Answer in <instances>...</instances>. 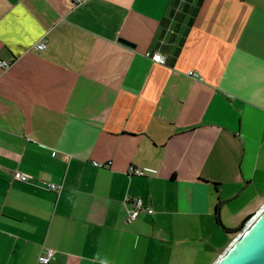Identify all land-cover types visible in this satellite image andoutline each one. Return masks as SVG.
<instances>
[{"label":"crops","instance_id":"0c3cea01","mask_svg":"<svg viewBox=\"0 0 264 264\" xmlns=\"http://www.w3.org/2000/svg\"><path fill=\"white\" fill-rule=\"evenodd\" d=\"M0 61V264H213L264 204V0H0Z\"/></svg>","mask_w":264,"mask_h":264},{"label":"water","instance_id":"95a60500","mask_svg":"<svg viewBox=\"0 0 264 264\" xmlns=\"http://www.w3.org/2000/svg\"><path fill=\"white\" fill-rule=\"evenodd\" d=\"M118 40L134 46L126 39ZM213 264H264V204L246 217L240 232Z\"/></svg>","mask_w":264,"mask_h":264},{"label":"built area","instance_id":"2783aa9c","mask_svg":"<svg viewBox=\"0 0 264 264\" xmlns=\"http://www.w3.org/2000/svg\"><path fill=\"white\" fill-rule=\"evenodd\" d=\"M70 1L73 6H76L82 0H70ZM44 47H45L44 41H40L36 43L35 45H33V48L38 49V50H42L44 49ZM145 56L149 57L152 61L156 63H160V64L164 63V57L159 51H147L145 53ZM8 66H9V62L0 61V67L6 68ZM188 75H190L191 77L195 79L199 78V75L193 71H188ZM128 173L141 176L145 174V171L143 169L135 167L134 165H130L128 167ZM13 177L15 180L22 181L25 183L31 182V177L28 174L21 173L18 171H15L13 173ZM36 186L39 188L54 191V192H58L60 189V185H57L55 183L48 182V181H42L41 184L36 185ZM123 206L125 209V219L124 220L127 222H130L136 219L138 214L145 209L142 205L141 200L137 197L124 199ZM53 252L54 251L51 248H44L42 253L38 256V262L42 264H48L53 255Z\"/></svg>","mask_w":264,"mask_h":264},{"label":"trees","instance_id":"16d2710c","mask_svg":"<svg viewBox=\"0 0 264 264\" xmlns=\"http://www.w3.org/2000/svg\"><path fill=\"white\" fill-rule=\"evenodd\" d=\"M240 230H241V229H240ZM240 230L232 231V233L237 234L238 232H240Z\"/></svg>","mask_w":264,"mask_h":264},{"label":"rangeland","instance_id":"374dc122","mask_svg":"<svg viewBox=\"0 0 264 264\" xmlns=\"http://www.w3.org/2000/svg\"><path fill=\"white\" fill-rule=\"evenodd\" d=\"M237 235V234H236Z\"/></svg>","mask_w":264,"mask_h":264}]
</instances>
